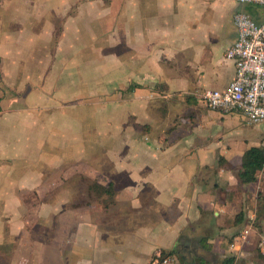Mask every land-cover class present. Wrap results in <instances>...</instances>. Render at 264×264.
<instances>
[{
    "label": "crops",
    "instance_id": "1",
    "mask_svg": "<svg viewBox=\"0 0 264 264\" xmlns=\"http://www.w3.org/2000/svg\"><path fill=\"white\" fill-rule=\"evenodd\" d=\"M74 1L96 6L100 28L121 43L115 64L94 76L79 63L68 77L95 96L86 103L109 107L105 140L85 148L77 130L50 129L42 95L30 107L0 54V264H151L162 251L177 264H264V168L255 183L238 179L244 154L264 149V123L248 126L202 100L235 79L226 56L235 14L262 22L264 9L220 0L217 28L205 10L213 0ZM4 3L14 0H0V13Z\"/></svg>",
    "mask_w": 264,
    "mask_h": 264
},
{
    "label": "rangeland",
    "instance_id": "2",
    "mask_svg": "<svg viewBox=\"0 0 264 264\" xmlns=\"http://www.w3.org/2000/svg\"><path fill=\"white\" fill-rule=\"evenodd\" d=\"M83 1L85 0H79V3ZM74 2L27 0L28 5L24 8L17 7L16 0L11 8L10 4L4 3L0 13V54L4 60L2 63L5 66L9 64L12 81L19 84L17 87L21 97L29 99L30 107L38 101H35V96L42 95V101L39 102L45 109L43 114L50 129L61 127L77 130L78 146L87 148L91 144L100 145L105 140L103 132L107 128L105 118L109 107L100 102L86 103L95 96L89 95L84 88H71L72 78L68 77L75 73L70 69L73 70L79 63L83 67L90 65L94 67V76L97 75V71L108 61L111 65L116 63L121 43L115 38V33L111 37V33L107 34L111 30L100 28L96 6L86 4L87 1L86 7L80 4L81 7L77 9ZM219 2L220 0L209 1V7L205 9L206 12L209 9L207 17L212 16L211 27L215 24L219 28L225 24V20L220 17ZM46 32H56L60 36H48L49 33ZM64 33L67 38L60 41ZM59 41L64 50L59 49ZM3 75L0 72V89L6 88L3 81L6 77ZM0 94L2 98L5 97V93ZM85 133L88 136L87 142L81 141ZM89 156L91 155L86 160ZM68 239V235H62V243H69ZM50 240L53 241L51 238ZM258 244L261 249L262 243ZM89 262L88 264H96L94 259Z\"/></svg>",
    "mask_w": 264,
    "mask_h": 264
},
{
    "label": "built area",
    "instance_id": "3",
    "mask_svg": "<svg viewBox=\"0 0 264 264\" xmlns=\"http://www.w3.org/2000/svg\"><path fill=\"white\" fill-rule=\"evenodd\" d=\"M241 6L264 9V0H234ZM237 40L226 56L236 64V76L226 91L207 90L202 95L203 102L211 110L239 113L248 126L264 123V20L257 22L248 13L235 14ZM254 226L251 220L237 242L238 246L248 239ZM261 246L264 248V242ZM235 251L237 244H232ZM174 255L157 253L151 264H177Z\"/></svg>",
    "mask_w": 264,
    "mask_h": 264
},
{
    "label": "trees",
    "instance_id": "4",
    "mask_svg": "<svg viewBox=\"0 0 264 264\" xmlns=\"http://www.w3.org/2000/svg\"><path fill=\"white\" fill-rule=\"evenodd\" d=\"M264 168V149L263 148H251L248 150L242 160V167L238 173V179L240 184L248 185L251 183H255L258 180V176L262 169ZM101 191V190H100ZM104 191H107L104 189ZM109 196L111 197V192H113L112 188L108 190ZM263 201L264 206V197L259 198ZM261 215L258 214L255 222V227L260 230L261 229ZM244 215L240 214L236 217L237 222H244ZM162 255H175L174 251L171 252H161ZM235 257L225 258L221 264H235Z\"/></svg>",
    "mask_w": 264,
    "mask_h": 264
}]
</instances>
